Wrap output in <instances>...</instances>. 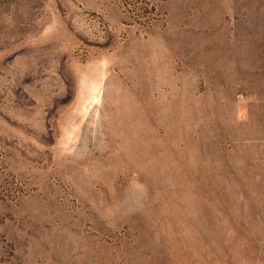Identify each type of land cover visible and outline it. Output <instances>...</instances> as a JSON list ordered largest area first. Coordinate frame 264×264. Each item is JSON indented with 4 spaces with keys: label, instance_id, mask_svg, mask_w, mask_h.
Returning <instances> with one entry per match:
<instances>
[{
    "label": "rangeland",
    "instance_id": "374dc122",
    "mask_svg": "<svg viewBox=\"0 0 264 264\" xmlns=\"http://www.w3.org/2000/svg\"><path fill=\"white\" fill-rule=\"evenodd\" d=\"M0 264H264V0H0Z\"/></svg>",
    "mask_w": 264,
    "mask_h": 264
}]
</instances>
